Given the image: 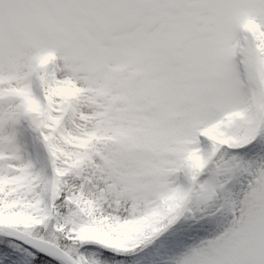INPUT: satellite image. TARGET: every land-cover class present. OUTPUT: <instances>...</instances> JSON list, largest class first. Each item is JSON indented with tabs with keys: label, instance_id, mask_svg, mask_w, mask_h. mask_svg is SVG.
Here are the masks:
<instances>
[{
	"label": "snow or ice",
	"instance_id": "obj_1",
	"mask_svg": "<svg viewBox=\"0 0 264 264\" xmlns=\"http://www.w3.org/2000/svg\"><path fill=\"white\" fill-rule=\"evenodd\" d=\"M0 264H264V0H0Z\"/></svg>",
	"mask_w": 264,
	"mask_h": 264
}]
</instances>
